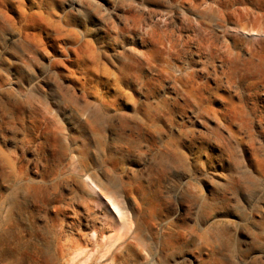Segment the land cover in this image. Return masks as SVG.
<instances>
[{"label":"rangeland","instance_id":"obj_1","mask_svg":"<svg viewBox=\"0 0 264 264\" xmlns=\"http://www.w3.org/2000/svg\"><path fill=\"white\" fill-rule=\"evenodd\" d=\"M204 3L0 0V264H264V33Z\"/></svg>","mask_w":264,"mask_h":264},{"label":"bare ground","instance_id":"obj_2","mask_svg":"<svg viewBox=\"0 0 264 264\" xmlns=\"http://www.w3.org/2000/svg\"><path fill=\"white\" fill-rule=\"evenodd\" d=\"M212 2V4H199L196 8L202 14L205 13L208 15V20L213 21L217 19L218 22L216 24L218 26L225 24L233 27L234 29L232 30L237 31V35L231 34L232 36L239 37L241 41H243V32H248L252 34V36H258L259 34L264 33V30L260 27L257 28L256 25H252L254 21L260 20L264 16L254 12L249 7L251 0H212ZM206 24V22L199 21L194 24L193 28L200 43L207 49L212 50L213 48L210 46L212 45L210 40L212 36L216 34V30ZM225 31L230 33V29L228 27ZM226 53H228V51Z\"/></svg>","mask_w":264,"mask_h":264}]
</instances>
